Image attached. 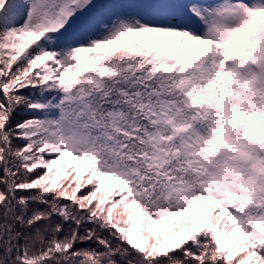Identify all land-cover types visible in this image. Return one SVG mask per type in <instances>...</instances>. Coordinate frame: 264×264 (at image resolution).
<instances>
[{
    "label": "snow or ice",
    "instance_id": "snow-or-ice-1",
    "mask_svg": "<svg viewBox=\"0 0 264 264\" xmlns=\"http://www.w3.org/2000/svg\"><path fill=\"white\" fill-rule=\"evenodd\" d=\"M0 264H264V0H0Z\"/></svg>",
    "mask_w": 264,
    "mask_h": 264
},
{
    "label": "rangeland",
    "instance_id": "rangeland-1",
    "mask_svg": "<svg viewBox=\"0 0 264 264\" xmlns=\"http://www.w3.org/2000/svg\"><path fill=\"white\" fill-rule=\"evenodd\" d=\"M28 39H30V37H21V40L22 41H27ZM110 48H117L116 47V45H112V46H109ZM66 159H70V158H66ZM76 163H78L79 165H80V167H82L83 165H86V164H88L89 162L88 161H86V160H82V161H76ZM58 168H60L61 166H57ZM105 183H106V185H108V187H110V186H113V187H115V185H116V182L115 181H111V180H106L105 181Z\"/></svg>",
    "mask_w": 264,
    "mask_h": 264
},
{
    "label": "trees",
    "instance_id": "trees-1",
    "mask_svg": "<svg viewBox=\"0 0 264 264\" xmlns=\"http://www.w3.org/2000/svg\"><path fill=\"white\" fill-rule=\"evenodd\" d=\"M57 168H58V167H57ZM83 170H84V168L81 170L82 173H83ZM94 179H95V178H93V180H94ZM81 183H82V184L85 183L83 179L81 180ZM105 191H107V192H111L113 195L115 194L114 191H111L110 189H107V188L105 189ZM217 211H218V210H217Z\"/></svg>",
    "mask_w": 264,
    "mask_h": 264
}]
</instances>
